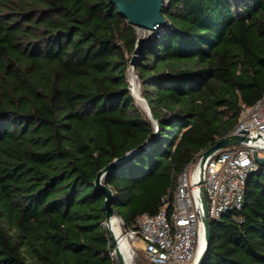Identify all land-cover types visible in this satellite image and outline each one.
I'll return each instance as SVG.
<instances>
[{
	"label": "trees",
	"instance_id": "trees-1",
	"mask_svg": "<svg viewBox=\"0 0 264 264\" xmlns=\"http://www.w3.org/2000/svg\"><path fill=\"white\" fill-rule=\"evenodd\" d=\"M162 12L135 70L153 120L130 90L136 27L111 0H0V264H118L98 171L150 138L103 177L135 228L257 102L264 0H166ZM245 200L213 219L202 264H264V164Z\"/></svg>",
	"mask_w": 264,
	"mask_h": 264
},
{
	"label": "built area",
	"instance_id": "built-area-1",
	"mask_svg": "<svg viewBox=\"0 0 264 264\" xmlns=\"http://www.w3.org/2000/svg\"><path fill=\"white\" fill-rule=\"evenodd\" d=\"M134 73L139 89L138 76ZM129 82L137 91L135 82L131 79ZM240 117L239 124L231 133L242 127L247 130L248 141L219 149L210 155L203 165V183L199 154L178 176L172 206L167 203L155 214L140 215L136 227L126 230L127 235L142 243L149 264L196 262L206 233L202 221L201 185H204L209 199L211 219L218 220L227 211L244 206L247 176L259 164L254 151L264 156L261 153L264 152V91L253 105L243 104Z\"/></svg>",
	"mask_w": 264,
	"mask_h": 264
},
{
	"label": "water",
	"instance_id": "water-1",
	"mask_svg": "<svg viewBox=\"0 0 264 264\" xmlns=\"http://www.w3.org/2000/svg\"><path fill=\"white\" fill-rule=\"evenodd\" d=\"M166 0H111L119 9L121 14L125 16L128 19V22L132 24L135 27L148 29L151 31L157 30L161 25L166 23V18L163 15V8L165 5ZM146 41V37L141 36L138 34L137 40H136V48L134 49V52L130 58L129 67L131 70H136V64L137 60L139 58V54L141 53L144 43ZM130 83V90L132 92V95L137 96V91L135 89V86L132 82ZM145 100V98H143ZM146 102V100H145ZM147 103V102H146ZM148 107V113L150 114L151 118L155 120L154 116L152 115L150 108ZM156 129H158V123L155 121ZM247 133V130L240 127L237 129V132L230 133L222 138H220L215 144L209 146L206 148V150H203L200 154L201 156V183H203V165L207 158L215 153L219 149L227 148L230 146L238 145L243 142H246L249 140L248 136L245 134ZM150 141V138L147 139V141L137 148L129 151L127 154H125L121 158H116L111 163L107 164L104 168L98 171L97 173V179L95 180V185L100 189L102 194L105 196V203H104V209L107 212L105 217L106 226L108 229H110L108 222L111 220L113 216H115L114 207L112 204V200L114 197L112 189L103 183V177L105 174L113 169L115 165H118L122 161L128 159L129 157L133 156L134 154L140 152L143 148H145L146 144ZM259 151H254V158L257 162L264 164V156L259 155ZM201 199H202V206H203V213H202V221L204 224V230H205V236H204V245L200 251V254L194 264H202L205 255L208 250V246L211 239V226L212 221L209 217V211H208V200L207 194L204 185H201ZM215 220V219H214ZM110 229V236H111V243L113 245V250H115V256L118 264H126L125 257L115 249V239L113 236V233Z\"/></svg>",
	"mask_w": 264,
	"mask_h": 264
},
{
	"label": "rangeland",
	"instance_id": "rangeland-1",
	"mask_svg": "<svg viewBox=\"0 0 264 264\" xmlns=\"http://www.w3.org/2000/svg\"><path fill=\"white\" fill-rule=\"evenodd\" d=\"M136 30H137V33L141 36H144V37H148L152 32L154 31H151V30H148V29H144V28H139V27H136ZM136 72V71H135ZM128 79L130 80H133V82H135L136 84V88H137V96H134L135 97V101L136 103L138 104V106L145 112L148 113V107H147V103L145 102V100L141 94V85H140V82L138 81L139 83V89H138V84H137V80H136V75L134 73L133 70H131V72H129L128 74ZM262 154L264 153L263 151L261 152ZM117 218H119V221H120V226H121V229L122 231L126 234L127 231H125L126 229H124V226H123V221L121 220L120 217L116 216ZM128 238H129V241L132 245V250H133V259H132V263L134 264H149L146 256L144 255V252H143V249H142V243H138L139 242V239L135 238L133 239L131 236L127 235ZM138 240V241H137ZM137 260V261H135ZM130 262V261H129Z\"/></svg>",
	"mask_w": 264,
	"mask_h": 264
},
{
	"label": "bare ground",
	"instance_id": "bare-ground-1",
	"mask_svg": "<svg viewBox=\"0 0 264 264\" xmlns=\"http://www.w3.org/2000/svg\"><path fill=\"white\" fill-rule=\"evenodd\" d=\"M108 225L110 229H112L111 231L115 239V249L125 257L126 264H134L132 263V259L134 256L132 245L129 241L127 234H125L121 229L119 218H117L116 215L113 216L111 220L108 222ZM203 245H204V241L201 244V249ZM113 251L115 252V250Z\"/></svg>",
	"mask_w": 264,
	"mask_h": 264
},
{
	"label": "crops",
	"instance_id": "crops-1",
	"mask_svg": "<svg viewBox=\"0 0 264 264\" xmlns=\"http://www.w3.org/2000/svg\"><path fill=\"white\" fill-rule=\"evenodd\" d=\"M138 243H140V242H138Z\"/></svg>",
	"mask_w": 264,
	"mask_h": 264
}]
</instances>
